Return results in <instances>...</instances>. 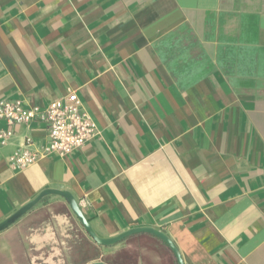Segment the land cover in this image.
<instances>
[{
  "label": "crops",
  "instance_id": "1",
  "mask_svg": "<svg viewBox=\"0 0 264 264\" xmlns=\"http://www.w3.org/2000/svg\"><path fill=\"white\" fill-rule=\"evenodd\" d=\"M69 92L97 128L66 156L14 169L47 128L0 122V222L64 189L101 237L150 226L184 264H264V0H0V99ZM96 261L179 264L150 232L100 245L62 195L0 231V264Z\"/></svg>",
  "mask_w": 264,
  "mask_h": 264
},
{
  "label": "built area",
  "instance_id": "2",
  "mask_svg": "<svg viewBox=\"0 0 264 264\" xmlns=\"http://www.w3.org/2000/svg\"><path fill=\"white\" fill-rule=\"evenodd\" d=\"M33 121L43 123L47 128V142L41 148L31 150L27 147L31 138L26 137L24 148L16 150L9 157L14 169H25L50 154L66 156L86 144L97 128L89 113L83 108L78 92H69L46 106L27 105L21 100L9 98L0 99V122L9 126L26 125ZM12 133L11 128H1V142L7 141Z\"/></svg>",
  "mask_w": 264,
  "mask_h": 264
},
{
  "label": "water",
  "instance_id": "3",
  "mask_svg": "<svg viewBox=\"0 0 264 264\" xmlns=\"http://www.w3.org/2000/svg\"><path fill=\"white\" fill-rule=\"evenodd\" d=\"M49 194H56L59 196L62 195L63 197H65L67 201L69 202L70 208L73 209L77 218H79L81 224L84 225L90 237L94 241H97V243H99L100 245L112 246V244L120 242L121 240L129 237V235L131 234L150 232L158 236L160 239H163L164 241H166L167 244L173 249L175 256H177L179 264H184V260L181 255V252L176 246V244L174 243V241L170 239L165 232L158 230L154 227H150V226L134 227V228H130L127 231H124L122 233H119L117 235H114L108 238L99 236L97 232L94 230L93 226L90 224L89 219L87 218L84 210L81 208L79 202L76 200L74 195L71 192L64 190V189L58 190V189H53V188H45L43 191L40 192V194L36 198L28 201L27 204L21 206L14 213H12V215L2 220L0 222V231L8 228L9 226L12 225L13 222H15L16 220H18L19 218L27 214L28 211H30V209L35 207L46 195H49ZM92 264H106V263L102 261H96Z\"/></svg>",
  "mask_w": 264,
  "mask_h": 264
},
{
  "label": "rangeland",
  "instance_id": "4",
  "mask_svg": "<svg viewBox=\"0 0 264 264\" xmlns=\"http://www.w3.org/2000/svg\"><path fill=\"white\" fill-rule=\"evenodd\" d=\"M87 250V249H86ZM82 255L85 257V258H83L82 257ZM80 256L83 258V259H81L79 262H84V261H88V258H87V252H81V254H80Z\"/></svg>",
  "mask_w": 264,
  "mask_h": 264
}]
</instances>
